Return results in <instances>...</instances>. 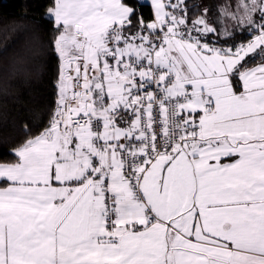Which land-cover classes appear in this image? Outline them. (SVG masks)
<instances>
[{"label":"snow or ice","instance_id":"6c2138e0","mask_svg":"<svg viewBox=\"0 0 264 264\" xmlns=\"http://www.w3.org/2000/svg\"><path fill=\"white\" fill-rule=\"evenodd\" d=\"M29 8L53 99L0 114V264H264V0Z\"/></svg>","mask_w":264,"mask_h":264},{"label":"trees","instance_id":"16d2710c","mask_svg":"<svg viewBox=\"0 0 264 264\" xmlns=\"http://www.w3.org/2000/svg\"><path fill=\"white\" fill-rule=\"evenodd\" d=\"M27 2L0 0V88L6 84L9 93L0 95V114L10 122L27 119L29 109L46 110L53 99L50 81L56 62L35 54L49 40L50 26L32 23L39 17L35 8L24 10ZM14 63L27 71L9 75Z\"/></svg>","mask_w":264,"mask_h":264}]
</instances>
